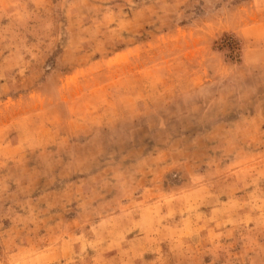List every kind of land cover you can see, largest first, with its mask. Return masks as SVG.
Wrapping results in <instances>:
<instances>
[{
    "label": "rangeland",
    "instance_id": "obj_1",
    "mask_svg": "<svg viewBox=\"0 0 264 264\" xmlns=\"http://www.w3.org/2000/svg\"><path fill=\"white\" fill-rule=\"evenodd\" d=\"M0 264H264V0H0Z\"/></svg>",
    "mask_w": 264,
    "mask_h": 264
}]
</instances>
